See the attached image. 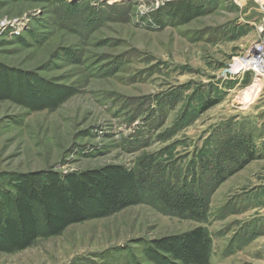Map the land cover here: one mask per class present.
I'll return each mask as SVG.
<instances>
[{
  "label": "rangeland",
  "instance_id": "1",
  "mask_svg": "<svg viewBox=\"0 0 264 264\" xmlns=\"http://www.w3.org/2000/svg\"><path fill=\"white\" fill-rule=\"evenodd\" d=\"M238 1L0 0V220L15 174L122 166L155 184L57 237L39 216L34 245L0 264H188L153 242L198 227L210 264H264V101L244 106L252 74L227 72L264 25ZM223 148L245 164L216 185L203 165ZM185 183L209 201L206 222L170 202Z\"/></svg>",
  "mask_w": 264,
  "mask_h": 264
},
{
  "label": "trees",
  "instance_id": "2",
  "mask_svg": "<svg viewBox=\"0 0 264 264\" xmlns=\"http://www.w3.org/2000/svg\"><path fill=\"white\" fill-rule=\"evenodd\" d=\"M6 71L0 66L1 85L6 80ZM216 104L208 101L204 111ZM208 157L203 167H211L210 183L216 185L245 164V161L240 165L239 162L235 163L227 148H223L219 155L211 154ZM204 185L205 189L211 185L208 179L207 185ZM154 186L150 180L122 166H105L67 175L53 171L15 174L11 182L12 191L8 192L13 215L0 220V253L21 252L32 247L39 238V216L44 220L48 236L57 237L69 227L87 221L88 213L93 209L114 215L133 206L129 190L140 194L141 190H148V187L153 190ZM182 189L186 191L184 196L172 194L170 202L187 218L206 222L210 204L202 196L201 188L193 190L185 183ZM153 247V251L174 260L188 264H210L212 242L203 227L155 240Z\"/></svg>",
  "mask_w": 264,
  "mask_h": 264
},
{
  "label": "built area",
  "instance_id": "3",
  "mask_svg": "<svg viewBox=\"0 0 264 264\" xmlns=\"http://www.w3.org/2000/svg\"><path fill=\"white\" fill-rule=\"evenodd\" d=\"M168 1L174 2L175 0ZM2 25L6 26L8 22H4ZM243 59L247 61V64L245 67H241L238 75L250 73L253 78L245 89H250L259 84L257 99L264 100V45L256 43L246 52Z\"/></svg>",
  "mask_w": 264,
  "mask_h": 264
},
{
  "label": "crops",
  "instance_id": "4",
  "mask_svg": "<svg viewBox=\"0 0 264 264\" xmlns=\"http://www.w3.org/2000/svg\"><path fill=\"white\" fill-rule=\"evenodd\" d=\"M238 5L243 7V9L242 8L241 9L244 11L246 16H249L251 18L250 22L252 20L254 22V26L257 27L260 25H264V0H239ZM255 29L256 28H254L251 33H253V38L255 40H259L261 38V35L257 31L258 29L256 30ZM255 40H251V41L256 42ZM233 64H235V62H233ZM236 79H235L236 82H240V81L242 82V79H244V75L242 74L238 75L236 76Z\"/></svg>",
  "mask_w": 264,
  "mask_h": 264
},
{
  "label": "bare ground",
  "instance_id": "5",
  "mask_svg": "<svg viewBox=\"0 0 264 264\" xmlns=\"http://www.w3.org/2000/svg\"><path fill=\"white\" fill-rule=\"evenodd\" d=\"M244 61L247 64V61L244 59ZM259 91V84H257L255 87H252L250 89H247L240 93L239 99L242 100L243 105L253 103L257 98V93Z\"/></svg>",
  "mask_w": 264,
  "mask_h": 264
},
{
  "label": "water",
  "instance_id": "6",
  "mask_svg": "<svg viewBox=\"0 0 264 264\" xmlns=\"http://www.w3.org/2000/svg\"><path fill=\"white\" fill-rule=\"evenodd\" d=\"M240 70H241V67L238 66V65L235 63V64H233V65L227 70V72H228L229 74H231V75H235V76H236V75L239 74Z\"/></svg>",
  "mask_w": 264,
  "mask_h": 264
}]
</instances>
